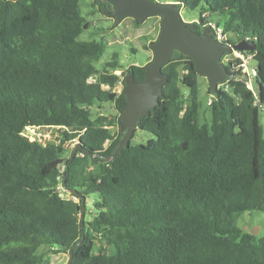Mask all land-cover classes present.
<instances>
[{"label": "trees", "instance_id": "1", "mask_svg": "<svg viewBox=\"0 0 264 264\" xmlns=\"http://www.w3.org/2000/svg\"><path fill=\"white\" fill-rule=\"evenodd\" d=\"M170 2L200 8L197 33L215 24L228 44L255 43L242 52L255 62L253 89L240 59L228 60L201 123L195 63L174 52L158 105L109 159L127 103L115 88L130 74L143 81L145 66L120 71L116 54L95 66L107 43L79 39L81 0H0V264H44L45 248L71 264H264V233L237 226L243 212H264V0ZM103 104L116 114L93 117ZM42 127L56 139L25 135ZM137 129L151 137L132 144Z\"/></svg>", "mask_w": 264, "mask_h": 264}, {"label": "water", "instance_id": "2", "mask_svg": "<svg viewBox=\"0 0 264 264\" xmlns=\"http://www.w3.org/2000/svg\"><path fill=\"white\" fill-rule=\"evenodd\" d=\"M106 3L104 14L119 23L125 18H133L139 23L150 17H160V32L158 39L151 43L153 57L144 69V79L135 82L132 74L125 78L126 106L120 116V130L122 138L115 152L109 157H116L129 144L137 128L139 120L153 111L162 96V89L166 83V76L162 66L169 62L174 52L191 58L199 76H205L209 83L210 92L217 94L218 84L229 79L225 64L221 58L224 54L233 51L252 52L255 43L251 40H240L234 44L220 43L214 40L210 26L201 33L194 31L193 24L182 21L180 10L174 3L151 2L150 0H98ZM124 132V133H123ZM78 146L72 152L74 157ZM76 194L75 191H71ZM60 196H63L62 194ZM80 226H83L86 204L81 199ZM72 256L67 264H71Z\"/></svg>", "mask_w": 264, "mask_h": 264}, {"label": "rangeland", "instance_id": "3", "mask_svg": "<svg viewBox=\"0 0 264 264\" xmlns=\"http://www.w3.org/2000/svg\"><path fill=\"white\" fill-rule=\"evenodd\" d=\"M93 1L94 0H81V14L88 22L89 28L80 35L79 39H102L107 43L105 52L99 61L95 63V66L98 69H102L103 65L110 60L113 54L118 56L119 64L123 67L120 71L130 65L145 66L148 62H150L153 57V51L150 48V45L158 39L161 18L157 16L150 17L140 24H136L133 18H125L119 23H116L114 18L105 16L103 11H99V6L96 4L93 5ZM159 2L171 3L170 0H159ZM200 12V8L193 11L180 9L182 21L186 24L197 22L200 19ZM237 53L238 52L233 51L224 54L221 58L222 62L225 64L228 60L237 58ZM248 65L250 69H252V66H255V62L250 60ZM198 82L199 98L202 107L200 122H209L210 114L206 110L207 102L212 98L211 95H208V90H210L209 83L205 76H199ZM125 88L126 86L120 83L115 90L117 92H124ZM91 112L93 113V117L97 114H116V112L108 107L107 104L101 105V108L94 105L91 107ZM259 122L262 126H264V107L260 109ZM25 135L30 137L31 140L36 139L42 142H52L56 139V130L50 127L28 128L25 131ZM150 137L151 135L149 133L137 129L131 143H145ZM237 226L244 232L251 233L257 237L262 236L264 233V212L257 210L243 212L237 220ZM40 252L45 254L44 264H67L69 260L67 254H54L46 248L41 249Z\"/></svg>", "mask_w": 264, "mask_h": 264}, {"label": "built area", "instance_id": "4", "mask_svg": "<svg viewBox=\"0 0 264 264\" xmlns=\"http://www.w3.org/2000/svg\"><path fill=\"white\" fill-rule=\"evenodd\" d=\"M154 2H159V0H154ZM209 26L211 28V34L215 41L220 43H226L230 39V35L224 33L221 27H218L215 24H209ZM240 54L243 57H241ZM237 56H238L237 58L240 59L241 61L240 67L242 68V72L245 74L246 85L249 89L252 90L253 89L252 75L254 72L253 69H250L248 65V62L251 60V55H244L242 54V52H238ZM210 103H211V99L208 100V104Z\"/></svg>", "mask_w": 264, "mask_h": 264}]
</instances>
